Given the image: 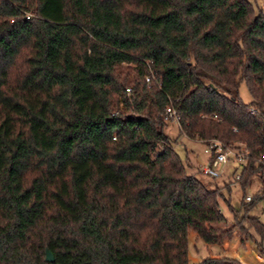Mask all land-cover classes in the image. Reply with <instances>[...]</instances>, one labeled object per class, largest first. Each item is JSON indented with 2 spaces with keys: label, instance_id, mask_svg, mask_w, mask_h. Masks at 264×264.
I'll return each instance as SVG.
<instances>
[{
  "label": "trees",
  "instance_id": "obj_1",
  "mask_svg": "<svg viewBox=\"0 0 264 264\" xmlns=\"http://www.w3.org/2000/svg\"><path fill=\"white\" fill-rule=\"evenodd\" d=\"M170 120L207 146L244 143L238 182L264 180L261 6L0 0V264H191V232L264 252V222L249 213L264 186L242 209L225 199L233 224L218 226L221 188L188 172Z\"/></svg>",
  "mask_w": 264,
  "mask_h": 264
},
{
  "label": "rangeland",
  "instance_id": "obj_2",
  "mask_svg": "<svg viewBox=\"0 0 264 264\" xmlns=\"http://www.w3.org/2000/svg\"><path fill=\"white\" fill-rule=\"evenodd\" d=\"M252 1L256 6H261L264 9V0ZM240 96L242 101L246 103L251 102V96L245 83H242L240 87ZM165 133L173 141L175 152L180 155L190 174L198 175L203 181L210 184L212 188L215 186L221 188L224 198L220 199L219 203H221V211L226 219H228V222L220 223L218 226H221L223 229L231 228L233 224V213L231 212L228 203L235 209H242V200H244L245 196H248V194L254 195L260 190V176L258 174L253 175L250 178L248 186L246 188L243 187L235 180L237 174H242L244 169L243 165L237 161L230 160L224 168V176L211 179L210 177L203 175L199 169L201 165L207 164L208 162L210 154L206 152V149H208L207 145L199 139H191L181 135L179 132V124L176 120L168 121ZM230 182H232L230 185L231 187L227 186ZM225 199L228 203L225 202ZM263 208L264 202L260 201L255 208L250 210L249 213L252 216H258L264 222ZM241 211L243 212V210ZM189 237L191 264H197L202 258L216 256L218 254L230 258L235 257L243 264H258L255 255L258 253L264 254V252L256 248L252 242L241 244V240L237 236L233 237L231 240H225L222 245H207L203 240L200 238L198 239L194 232H191Z\"/></svg>",
  "mask_w": 264,
  "mask_h": 264
},
{
  "label": "built area",
  "instance_id": "obj_3",
  "mask_svg": "<svg viewBox=\"0 0 264 264\" xmlns=\"http://www.w3.org/2000/svg\"><path fill=\"white\" fill-rule=\"evenodd\" d=\"M27 17V16H26ZM149 80V78H147ZM129 88H127V91ZM249 113L253 116L258 114V110L255 106H250L248 109ZM166 117H174L175 111L171 107L166 109ZM237 146V147H235ZM235 146L224 147L222 143L218 141H213L206 149L209 158L207 164L201 165L199 167L201 173L211 179L220 178L224 176L225 166L230 162V160L237 161L238 163L245 166L247 164V159L250 154L247 146L242 142H236ZM242 178V174H237L235 180L238 182ZM260 185L264 186V180H260ZM252 199V195L248 194L245 200L249 202ZM255 259L258 264H264V254H256Z\"/></svg>",
  "mask_w": 264,
  "mask_h": 264
},
{
  "label": "water",
  "instance_id": "obj_4",
  "mask_svg": "<svg viewBox=\"0 0 264 264\" xmlns=\"http://www.w3.org/2000/svg\"><path fill=\"white\" fill-rule=\"evenodd\" d=\"M45 259H46V261L48 260V261H53V257H52V254H51V252L47 249V250H45V257H44Z\"/></svg>",
  "mask_w": 264,
  "mask_h": 264
}]
</instances>
